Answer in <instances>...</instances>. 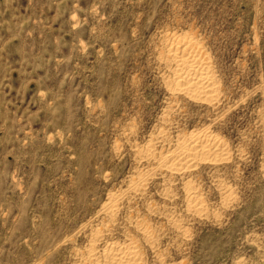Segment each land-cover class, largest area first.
Listing matches in <instances>:
<instances>
[{
  "label": "rangeland",
  "instance_id": "rangeland-1",
  "mask_svg": "<svg viewBox=\"0 0 264 264\" xmlns=\"http://www.w3.org/2000/svg\"><path fill=\"white\" fill-rule=\"evenodd\" d=\"M197 130L213 148L177 169ZM118 245L264 264V0H0V264Z\"/></svg>",
  "mask_w": 264,
  "mask_h": 264
},
{
  "label": "bare ground",
  "instance_id": "bare-ground-1",
  "mask_svg": "<svg viewBox=\"0 0 264 264\" xmlns=\"http://www.w3.org/2000/svg\"><path fill=\"white\" fill-rule=\"evenodd\" d=\"M175 49V48H174ZM173 49V50H174ZM176 50V49H175ZM177 51V50H176ZM176 53V52H175ZM174 55V58L176 57L175 60H177L176 62V67H175V71L174 73L177 74L178 77H180V80L182 81H185L188 85V88L195 92V93H208L211 91V78L206 74V72H203L201 71L200 69H198V74H197V70L195 68V66L191 63L188 65V68L186 66L187 69H182V66L181 64L184 62V59H183V56L180 57V55L178 54H173ZM185 58V57H184ZM201 71V72H199ZM181 82V81H180ZM213 84V83H212ZM186 89V87H185ZM188 90V91H190ZM213 90V89H212ZM204 130V129H203ZM203 130H200V131H203ZM196 132H198V134H195L192 133L191 136H189V140L187 142L185 141H182L179 143L178 147H177V151H173V152H169V153H166L165 156H166V159L170 160L171 163H173V165L176 163V166L177 169L179 167V165H177L178 163L182 162V161H186L188 162V164H191L189 162L190 158L191 160L194 158V156L197 154H202V153H208L211 149L208 148V144H207V141H208V137L207 139L206 138H203V139H206V144H203L205 143V141L202 143L201 140H202V134H199V131L197 130ZM204 132H206L204 130ZM207 134V133H206ZM205 135V134H204ZM206 137V136H205ZM214 138V137H213ZM213 140V139H212ZM216 140V139H214ZM218 141V140H216ZM210 143V141L208 142ZM219 143V141L217 142ZM211 144V143H210ZM221 144V143H220ZM215 145V144H214ZM213 145V146H214ZM217 146V145H216ZM216 146L214 148H216ZM222 146V145H221ZM218 147V146H217ZM223 147V146H222ZM179 148V149H178ZM220 148V147H219ZM223 150H225L224 148H222ZM173 150V149H172ZM171 150V151H172ZM214 150V149H213ZM221 150V149H219ZM212 152V151H211ZM216 152V151H215ZM199 156V155H198ZM165 158V157H164ZM166 161V160H165ZM193 161V160H192ZM168 162V161H167ZM165 163V162H164ZM166 164V163H165ZM169 164V163H168ZM183 164V162L181 163ZM172 165V164H171ZM184 165V164H183ZM186 165V164H185ZM184 165V166H185ZM168 166V165H167ZM174 167V168H175ZM186 167V166H185ZM172 168V166H171ZM190 193V192H189ZM190 195V194H189ZM195 195V194H194ZM192 196V193L191 195ZM189 196V197H190ZM195 197V196H193ZM192 197V198H193ZM197 199V198H196ZM196 199L194 201H196ZM200 203V202H198ZM197 203V205H198ZM113 204V203H112ZM194 204V202H193ZM192 204V205H193ZM196 204V203H195ZM196 208L197 206L194 205ZM199 206V205H198ZM202 208V207H200ZM198 209V208H197ZM116 245V244H115ZM114 245V246H115ZM135 246H129V247H123V246H116L115 248H113V252H110V254H108V257H107V260L111 263V264H131L133 263L131 260L132 259H135L133 257L132 254H134V249ZM111 249V248H110ZM136 254V253H135ZM131 261V262H130Z\"/></svg>",
  "mask_w": 264,
  "mask_h": 264
}]
</instances>
